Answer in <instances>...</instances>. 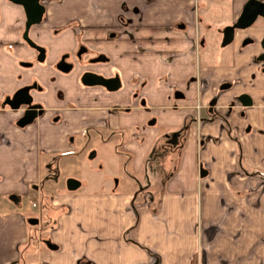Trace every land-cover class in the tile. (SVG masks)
<instances>
[{
	"label": "crops",
	"instance_id": "obj_1",
	"mask_svg": "<svg viewBox=\"0 0 264 264\" xmlns=\"http://www.w3.org/2000/svg\"><path fill=\"white\" fill-rule=\"evenodd\" d=\"M244 1L49 0L29 31L45 47L38 62L20 38L22 10L0 0V87L36 78L45 86L36 96L60 115L0 145V189H26L42 155L82 131L95 149L124 154L127 180L47 196L44 226L0 215V264H264V60L243 33L219 43ZM82 41L107 57L91 69L118 83L85 86L76 65L54 68ZM220 80L235 82L207 105ZM240 92L250 104L228 109Z\"/></svg>",
	"mask_w": 264,
	"mask_h": 264
},
{
	"label": "flooded vegetation",
	"instance_id": "obj_2",
	"mask_svg": "<svg viewBox=\"0 0 264 264\" xmlns=\"http://www.w3.org/2000/svg\"><path fill=\"white\" fill-rule=\"evenodd\" d=\"M6 1L11 4L18 5L22 10L24 19L20 30L21 41L26 45V47L33 51L34 60L38 62L43 61L45 55V47L39 44L32 37H30L29 31L32 27L41 22L45 11V2L49 0H37V2L42 5L43 10L40 14L39 19L28 25H26V14L23 5L13 0ZM235 19L228 24L234 23ZM225 25H223L220 30V44H229L234 41L238 33H243L240 37V43L243 46L247 44L257 43L260 51L255 55V58L257 60H264V30L262 29L264 27L263 17L256 16L249 24L243 27H234L230 39H228L225 43H222L224 39L222 29ZM252 32H257L258 34ZM201 42V39H199L200 44ZM106 61L107 57L101 50L95 51L92 47H90V45L83 43L82 41L77 45L72 58H69V54L67 52L61 53L54 62V68L59 69V71L61 72H67L76 65V67H78L79 69L78 78L81 84L85 86L89 84L91 86L99 85L105 89L111 88V86H113L115 82L118 83L116 75H109L103 69L92 70L91 64L104 63ZM20 62L24 64H30V62L26 60H22ZM206 78L201 77L199 79V85H197L198 94L196 95V100L198 101V104H200V97L207 85ZM47 80L50 81L51 79L49 78ZM234 82L235 81L232 80H220L218 83L217 92L212 94L207 99L206 104L215 105L216 100L220 95L219 91L223 90L224 88L226 89L231 87ZM44 90L45 86L38 82L36 78H33L28 82L20 83L19 85L9 90H4V88L0 87V145L6 146V148H10L9 146H11V137H13L14 135H18L21 137L28 135L27 133L31 125H34L36 122L39 123L40 117H42V115L47 112H50L49 116L52 120L56 121L59 118L60 115L58 112L48 111L51 110V107L45 105L43 99H39L36 96L38 95V93L43 92ZM241 93H244L246 95V98L251 100L250 96L247 93H237L229 99L228 109L230 108L231 102L240 101L239 95ZM27 188L28 186L26 187V189L24 187V190L22 191L0 189V215L10 212L11 204H17L21 206V201L25 198ZM31 218L33 217H28L27 221L29 222V219Z\"/></svg>",
	"mask_w": 264,
	"mask_h": 264
},
{
	"label": "rangeland",
	"instance_id": "obj_3",
	"mask_svg": "<svg viewBox=\"0 0 264 264\" xmlns=\"http://www.w3.org/2000/svg\"><path fill=\"white\" fill-rule=\"evenodd\" d=\"M94 141L93 137L89 138L87 133L82 131L76 135L75 141L65 151L42 155L43 162L48 157L51 158L52 166L46 169L43 162L40 163L39 179L28 181L25 198L21 201L22 205L11 204V207L9 205L10 211L40 218L41 226H44V212L47 209L44 201L51 194L58 196L60 194L96 191L109 184L113 185L118 180L117 188H123L127 181L121 168L125 159L124 154L119 151L118 154L113 155L109 145L95 149ZM92 152L95 153L91 154ZM68 177L79 180V186L73 190H68L65 184Z\"/></svg>",
	"mask_w": 264,
	"mask_h": 264
},
{
	"label": "water",
	"instance_id": "obj_4",
	"mask_svg": "<svg viewBox=\"0 0 264 264\" xmlns=\"http://www.w3.org/2000/svg\"><path fill=\"white\" fill-rule=\"evenodd\" d=\"M13 1L23 5L26 14V25L39 19L43 7L37 2V0ZM256 16H261L264 18V0H245L234 23L227 24L223 27L222 31L224 39L222 43H225L228 39H230L234 27H243L249 24ZM239 100L244 105L250 104L251 102L250 99L246 98L244 93L239 95ZM65 184L67 189L72 190L78 187L79 180L73 177H68L66 178ZM36 220L37 219L33 217L29 219V222H35Z\"/></svg>",
	"mask_w": 264,
	"mask_h": 264
},
{
	"label": "built area",
	"instance_id": "obj_5",
	"mask_svg": "<svg viewBox=\"0 0 264 264\" xmlns=\"http://www.w3.org/2000/svg\"><path fill=\"white\" fill-rule=\"evenodd\" d=\"M196 105H198V104H196Z\"/></svg>",
	"mask_w": 264,
	"mask_h": 264
}]
</instances>
